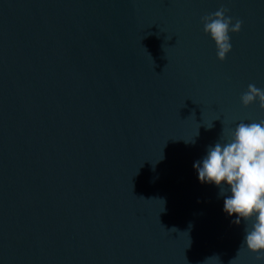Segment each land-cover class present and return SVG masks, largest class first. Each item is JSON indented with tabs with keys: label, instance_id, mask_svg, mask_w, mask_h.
<instances>
[{
	"label": "water",
	"instance_id": "obj_1",
	"mask_svg": "<svg viewBox=\"0 0 264 264\" xmlns=\"http://www.w3.org/2000/svg\"><path fill=\"white\" fill-rule=\"evenodd\" d=\"M222 6L242 27L220 61ZM249 84L264 0H0V264H258L193 168L264 119Z\"/></svg>",
	"mask_w": 264,
	"mask_h": 264
},
{
	"label": "clouds",
	"instance_id": "obj_2",
	"mask_svg": "<svg viewBox=\"0 0 264 264\" xmlns=\"http://www.w3.org/2000/svg\"><path fill=\"white\" fill-rule=\"evenodd\" d=\"M226 11L222 6L201 18L203 31L214 42L220 61L232 50L230 33H238L242 27V21L236 19L233 23ZM240 102L245 107L258 102L264 109V89L249 84L241 94ZM212 126V123L206 125L209 129ZM198 129L191 139H183L186 144H195ZM221 136L207 146L205 154L193 163V168L201 184H211L219 189L218 195L223 197L222 210L228 217H234L232 223L239 225L243 221L244 236L237 255L246 249L256 255L258 264H264V119L241 121L228 130L226 138Z\"/></svg>",
	"mask_w": 264,
	"mask_h": 264
}]
</instances>
